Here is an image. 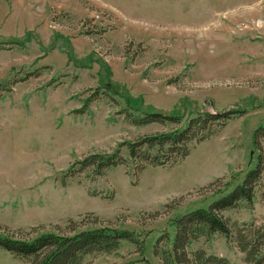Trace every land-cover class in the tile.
<instances>
[{
	"label": "rangeland",
	"instance_id": "1",
	"mask_svg": "<svg viewBox=\"0 0 264 264\" xmlns=\"http://www.w3.org/2000/svg\"><path fill=\"white\" fill-rule=\"evenodd\" d=\"M148 107L179 113L184 123L204 111L247 113L174 166L138 176L118 166L62 184L80 157L172 128L126 119L124 111ZM262 124L264 0H0V226L49 230L92 213L142 234L145 249L123 242L82 264H158L153 245L165 231L173 236L171 219L207 205L211 182L233 186L255 167L252 138ZM263 193L264 177L253 208L224 215L263 224ZM199 248L247 264L221 235L189 250ZM0 264L28 262L0 250Z\"/></svg>",
	"mask_w": 264,
	"mask_h": 264
},
{
	"label": "trees",
	"instance_id": "2",
	"mask_svg": "<svg viewBox=\"0 0 264 264\" xmlns=\"http://www.w3.org/2000/svg\"><path fill=\"white\" fill-rule=\"evenodd\" d=\"M7 42L20 43L18 40ZM18 81L20 80L15 79L13 83ZM11 84L12 82L1 88L10 90ZM94 96L91 99L97 98V95ZM124 112L126 119L134 125L158 123L172 125V128L123 141L111 151H94L80 157L63 173L60 178L62 184H67L69 178L83 173L95 179L118 166L132 167L136 176L148 166H174L187 158L196 145L221 131L230 120L247 113L242 108L204 111L191 116L184 123L183 115L179 113L163 112L151 107L140 115L131 110ZM263 141L264 124L253 132V146L258 151L255 167L249 169L243 179L233 186L230 181L220 185L223 178L211 182L204 187L205 190L212 191L213 195L207 205L186 210L171 219L173 236L165 231L153 245V255L158 258V264H232L228 258L209 254L203 248L189 250L192 243L215 234L234 241L244 254L245 263L264 264V223L239 225L237 222L231 223L224 215L226 211L242 206L253 208L256 191L264 177ZM262 197L264 200V193ZM123 242L133 243L138 252H144L145 238L142 234L110 221H102L92 213L80 220L69 219L64 225H55L49 230L42 226L29 230H12L0 226V250L7 251L28 264H82L86 256L114 252ZM128 264L150 263L140 259Z\"/></svg>",
	"mask_w": 264,
	"mask_h": 264
}]
</instances>
